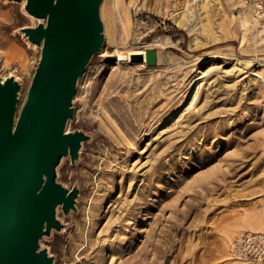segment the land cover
<instances>
[{
  "label": "rangeland",
  "instance_id": "obj_1",
  "mask_svg": "<svg viewBox=\"0 0 264 264\" xmlns=\"http://www.w3.org/2000/svg\"><path fill=\"white\" fill-rule=\"evenodd\" d=\"M24 7L0 0V75L21 84L18 113L41 57ZM100 13L105 41L67 125L90 139L58 168L76 210L59 209L64 228L41 247L54 264H264L230 246L264 233V0H103ZM149 49L156 66L129 55Z\"/></svg>",
  "mask_w": 264,
  "mask_h": 264
},
{
  "label": "water",
  "instance_id": "obj_2",
  "mask_svg": "<svg viewBox=\"0 0 264 264\" xmlns=\"http://www.w3.org/2000/svg\"><path fill=\"white\" fill-rule=\"evenodd\" d=\"M9 1L39 21L21 31L41 57L19 113L21 84L0 75V264H54L41 239L63 230L59 209L76 210L79 189L59 182L58 168L68 157L75 164L90 139L67 125L79 80L105 41L103 0ZM146 64L157 65L155 49Z\"/></svg>",
  "mask_w": 264,
  "mask_h": 264
},
{
  "label": "built area",
  "instance_id": "obj_3",
  "mask_svg": "<svg viewBox=\"0 0 264 264\" xmlns=\"http://www.w3.org/2000/svg\"><path fill=\"white\" fill-rule=\"evenodd\" d=\"M261 9L262 7L259 6ZM233 252L253 261L264 260V233L245 232L235 237L230 243Z\"/></svg>",
  "mask_w": 264,
  "mask_h": 264
},
{
  "label": "bare ground",
  "instance_id": "obj_4",
  "mask_svg": "<svg viewBox=\"0 0 264 264\" xmlns=\"http://www.w3.org/2000/svg\"><path fill=\"white\" fill-rule=\"evenodd\" d=\"M189 31H191L192 29L191 28H188ZM116 56H117V59L119 61H122L124 60L125 56L122 55L118 50H116ZM129 55H137V56H141L142 57V60L143 61H146V53L144 50H134V51H131L129 52ZM247 63L251 62L250 60H243ZM205 75L203 74L200 78H203ZM199 86H200V82L197 83V86L194 90V93L190 96V98L185 102V104L181 107V109L179 110V115H182L184 112H186L187 110H189L190 108H192L196 102V96H197V91L199 90ZM20 105L18 107V110L20 109ZM171 119H172V122L175 120V118L173 116H171ZM158 245V244H157ZM157 248V247H156ZM153 250V249H152ZM155 250V248H154ZM153 250V251H154ZM151 253V252H150ZM155 254V253H154ZM144 255V254H143ZM154 257V255H153ZM156 257V256H155ZM143 260V259H142ZM157 261V260H156ZM155 264V263H154Z\"/></svg>",
  "mask_w": 264,
  "mask_h": 264
}]
</instances>
